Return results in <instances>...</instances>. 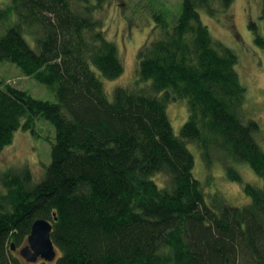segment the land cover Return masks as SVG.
Wrapping results in <instances>:
<instances>
[{"label":"trees","instance_id":"1","mask_svg":"<svg viewBox=\"0 0 264 264\" xmlns=\"http://www.w3.org/2000/svg\"><path fill=\"white\" fill-rule=\"evenodd\" d=\"M107 2L0 7V63L16 64L56 98L0 85V150L19 128L34 131L40 116L56 128L40 180L27 165L0 168V264H264V186L234 166L247 162L264 180L261 126L247 113L238 54L199 11L215 14L234 0H182L172 19L153 9L134 86H117L112 97L103 79L119 78L125 66L98 14ZM250 29L264 52V33L254 22ZM182 98L188 118L176 135L167 104ZM189 142L205 165L219 159L249 202L230 204L218 190L209 198ZM40 218L53 224L58 256L27 262L16 251Z\"/></svg>","mask_w":264,"mask_h":264},{"label":"rangeland","instance_id":"2","mask_svg":"<svg viewBox=\"0 0 264 264\" xmlns=\"http://www.w3.org/2000/svg\"><path fill=\"white\" fill-rule=\"evenodd\" d=\"M7 3L8 0H0V7ZM181 3L182 0H108L105 8L98 13L103 16L107 37L117 44L125 66L119 78L103 79L110 97L117 86H134L137 52L150 36L148 33L153 23V9H167L168 17L172 19L179 13ZM260 10L259 0H234L231 8L221 7L215 14L209 13L205 8L199 9L201 20L208 26L213 37L233 48L239 56L237 70L242 84L247 88V113L256 118L261 126L256 137L264 148V52L256 44L254 32L250 29V23L254 22L257 31L264 33V20L260 16ZM229 11L231 16L228 15ZM0 80V85L14 84L30 91L37 98L56 100L54 92L47 85L32 76L24 75L12 62L0 63ZM167 110L175 134L180 135L188 118L187 100L182 98L171 101L167 104ZM55 139V126L50 120L40 116L36 120L34 131L19 128L11 144L0 150V168L4 171L10 167L20 168L27 165L35 180H40L45 166L51 161ZM188 146L196 157V177L203 181L209 198L214 192L221 191L230 204L241 206L249 202L250 197L244 192L243 185L226 176L225 166L219 159H215L213 166L209 167L205 165L197 143L189 142ZM234 166L245 181L264 186L263 178L249 163L236 161ZM156 179L160 181L159 176Z\"/></svg>","mask_w":264,"mask_h":264},{"label":"water","instance_id":"3","mask_svg":"<svg viewBox=\"0 0 264 264\" xmlns=\"http://www.w3.org/2000/svg\"><path fill=\"white\" fill-rule=\"evenodd\" d=\"M52 229L53 224L48 219L40 218L33 223L27 244L19 250L27 262H36L39 259L49 262L56 260L58 251L51 237ZM12 248L16 249L14 243Z\"/></svg>","mask_w":264,"mask_h":264},{"label":"bare ground","instance_id":"4","mask_svg":"<svg viewBox=\"0 0 264 264\" xmlns=\"http://www.w3.org/2000/svg\"><path fill=\"white\" fill-rule=\"evenodd\" d=\"M13 250H15V249H13Z\"/></svg>","mask_w":264,"mask_h":264},{"label":"flooded vegetation","instance_id":"5","mask_svg":"<svg viewBox=\"0 0 264 264\" xmlns=\"http://www.w3.org/2000/svg\"><path fill=\"white\" fill-rule=\"evenodd\" d=\"M18 249V248H17Z\"/></svg>","mask_w":264,"mask_h":264}]
</instances>
